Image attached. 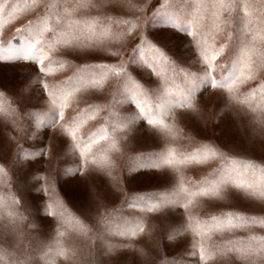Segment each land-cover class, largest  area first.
<instances>
[{
	"label": "rangeland",
	"instance_id": "374dc122",
	"mask_svg": "<svg viewBox=\"0 0 264 264\" xmlns=\"http://www.w3.org/2000/svg\"><path fill=\"white\" fill-rule=\"evenodd\" d=\"M0 10V264H264V198L192 195L233 161L264 190V0Z\"/></svg>",
	"mask_w": 264,
	"mask_h": 264
},
{
	"label": "snow or ice",
	"instance_id": "6c2138e0",
	"mask_svg": "<svg viewBox=\"0 0 264 264\" xmlns=\"http://www.w3.org/2000/svg\"><path fill=\"white\" fill-rule=\"evenodd\" d=\"M220 4L224 6L225 11H228V0H219ZM2 11V10H0ZM168 24L176 25L178 22V17L169 16L165 20ZM219 28L220 26L217 25ZM17 31L23 32L27 31V28L18 29ZM222 31V29H221ZM42 34V33H41ZM37 43H40L37 41ZM35 44H29L26 49H21L20 51L24 52L26 56L31 57L32 48H34ZM219 48V52H224L226 44L221 42L217 45ZM163 55V53H161ZM215 59V57H213ZM206 67L210 70L211 65L206 61ZM119 74V73H117ZM226 82H222L219 86L223 88ZM215 84V82H213ZM217 155L216 150L211 148H206L203 150L202 156L198 153L188 157V160L194 163H204L210 158H214ZM165 164L171 163L169 160L164 161ZM240 166L236 164L235 161L232 162L231 169L226 170L221 167L217 169L210 177L209 181L206 182V186H200L197 192L192 193L193 196H200L205 198H220L223 197L222 193L224 192L227 186H231L235 189H243L248 196H259L264 198V190H255L251 184H245L240 179ZM216 221L214 226V231L217 232H227L229 230H235L239 228H248L257 223L256 217H248L237 214H228L227 223L224 220H217L215 217L213 218ZM239 221V223H233V221ZM262 226H264V220L259 221ZM234 251L233 248H229L228 252L231 254ZM250 253H245V255H249Z\"/></svg>",
	"mask_w": 264,
	"mask_h": 264
}]
</instances>
